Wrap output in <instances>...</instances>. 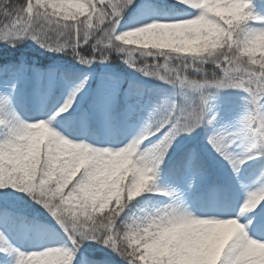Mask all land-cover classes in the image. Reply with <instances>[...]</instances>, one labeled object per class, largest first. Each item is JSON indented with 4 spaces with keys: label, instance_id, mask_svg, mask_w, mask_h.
I'll use <instances>...</instances> for the list:
<instances>
[{
    "label": "snow or ice",
    "instance_id": "obj_1",
    "mask_svg": "<svg viewBox=\"0 0 264 264\" xmlns=\"http://www.w3.org/2000/svg\"><path fill=\"white\" fill-rule=\"evenodd\" d=\"M262 10L256 0H0V45L48 54L0 62V264H97L81 251L91 245L114 264H264ZM116 61L171 91L154 99ZM227 90L245 104L221 125ZM25 103L41 115L25 119ZM232 179L245 193L236 206ZM21 230L54 235L25 251Z\"/></svg>",
    "mask_w": 264,
    "mask_h": 264
},
{
    "label": "trees",
    "instance_id": "obj_2",
    "mask_svg": "<svg viewBox=\"0 0 264 264\" xmlns=\"http://www.w3.org/2000/svg\"><path fill=\"white\" fill-rule=\"evenodd\" d=\"M256 3L259 5L261 3H264V0H256ZM46 55L48 54L44 53L43 50L37 48L36 45H34L31 41H27L26 43L19 45L17 49H9L5 45H0V62H4V61L13 62L18 56H28L30 59L36 60ZM115 63L116 65H118L119 70H125L130 78L135 79L138 82H141L145 88L151 89L153 92L154 99L165 92L171 91V89L167 85H163L161 84V82L157 80H148L147 78L140 76L139 73H133L132 69H128L127 66L120 64L119 61H116ZM243 96L244 93L233 90L222 91L218 94V98L216 101L220 113L219 119L217 121L218 124L224 125L230 123L234 121V118L236 116L242 114V110L245 104V101L243 100ZM26 104L27 107L30 108L31 103H26ZM200 132L201 135L197 137L198 140L203 138V130H200ZM182 143L183 146L186 147V146H190L193 143V141L184 140ZM214 163H218V161H214ZM223 168H224L223 170L227 169L226 167ZM254 168H256L255 162L250 161L248 166L245 167L244 171L247 172L248 170ZM161 183H163V181H161ZM153 197L154 195L151 196V199ZM21 198L26 200L28 204L33 203L30 200H28L27 197H23L22 193L15 194L14 199L19 200ZM143 199L144 198L141 197V200ZM136 203H137L136 201H133V205H135ZM34 208L38 210L34 214L37 216L39 221H45L46 223L49 224V221H51V217L48 216V214L44 212L39 205H34ZM40 213H42L43 215L41 216ZM81 251L83 256L87 257L88 259L96 260L97 264H114L115 258L112 256V254L109 253L106 249L101 248L99 245H91L87 250L82 249Z\"/></svg>",
    "mask_w": 264,
    "mask_h": 264
},
{
    "label": "rangeland",
    "instance_id": "obj_3",
    "mask_svg": "<svg viewBox=\"0 0 264 264\" xmlns=\"http://www.w3.org/2000/svg\"><path fill=\"white\" fill-rule=\"evenodd\" d=\"M174 2V0H172ZM122 24H126L122 22ZM18 110L24 116L25 119H31L36 116H40V110L31 104L30 108L27 107V104L21 105ZM234 122V121H232ZM227 168V167H226ZM224 169V168H223ZM245 169V168H244ZM242 169L241 179L245 183H251L252 180L255 179V175L251 174L253 169L248 170L247 172ZM229 176H231L230 168L224 170ZM244 190L239 186L235 179H232L230 182V191H229V200L233 206L238 205V203L244 198ZM166 198L154 195L151 199L152 202L155 203H162L165 202ZM41 224L48 226L51 228V225L46 223L45 221H39ZM54 233L52 232H40V231H31L25 233L23 230L19 231L18 233L14 234V242L17 246L23 248L25 251H30L39 246L41 243L51 239Z\"/></svg>",
    "mask_w": 264,
    "mask_h": 264
}]
</instances>
